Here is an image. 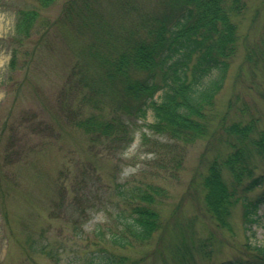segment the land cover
Wrapping results in <instances>:
<instances>
[{
	"label": "rangeland",
	"instance_id": "1",
	"mask_svg": "<svg viewBox=\"0 0 264 264\" xmlns=\"http://www.w3.org/2000/svg\"><path fill=\"white\" fill-rule=\"evenodd\" d=\"M158 1L136 0L134 5L138 11L171 10L165 4L158 7ZM17 5L25 4L23 0H2L0 6V80L8 76L11 56L1 39L13 32ZM60 8L57 4L42 14L52 19ZM117 11L115 0H103L101 12L106 13L111 37L121 33L118 24L129 28L134 18L133 11L122 10L119 21ZM233 19L238 25L237 49L213 99L209 134L189 145L153 133L148 126L153 122L151 110L145 119L127 127L132 142L114 151H105L110 141L101 138L90 143L72 122L63 120L61 103L77 105V94L73 96L62 87L79 55L75 45L80 38L62 40L50 30L33 56L25 57V62L19 60L18 67H22L13 73L12 80L4 86L0 82V178L4 185L0 264H86L102 243L94 228L112 231L117 225L115 215L123 208L111 192L114 182L132 183V178H142L140 182L158 190L155 200L161 225L147 242L135 241L126 248L106 244L116 254L136 264H222L248 257L251 246H264V200L250 224L244 223L240 205L235 207L228 231L218 227L206 212L199 187L209 160L219 150H227L218 142L221 119L227 124L253 117L258 129L264 128V67L254 62L264 50V0H246L244 12ZM27 47L31 51L33 44ZM247 50L252 53L250 58ZM175 160L180 163L178 167H174ZM261 195L264 185L249 197ZM98 196L106 207L87 208V203ZM86 198L90 199L84 202ZM4 210L8 223L2 218ZM26 234L57 255L48 258L28 250Z\"/></svg>",
	"mask_w": 264,
	"mask_h": 264
},
{
	"label": "trees",
	"instance_id": "2",
	"mask_svg": "<svg viewBox=\"0 0 264 264\" xmlns=\"http://www.w3.org/2000/svg\"><path fill=\"white\" fill-rule=\"evenodd\" d=\"M115 1L119 21L122 10L133 11L134 18L129 28L118 24L121 33L111 37L106 13L101 12L103 0H29V3L23 0L25 5H17L15 9L13 32L7 39H1L11 56L6 69L8 76L0 82L4 86L7 80L11 81L13 73L22 67H18L19 60L25 62V57L33 56L46 34L53 30L62 40L75 36L84 42L75 45L79 55L62 87L66 92L72 91L73 96L77 94V105L63 102L59 109L62 119L72 122L90 143L110 141L105 151L129 145L132 136L127 127L145 119L148 110L153 117L148 126L157 135L184 145L206 138L213 99L237 49L238 25L233 18L244 12L246 0L158 1V7L165 4L170 11L155 8L138 11L136 0ZM1 3L2 0L0 6ZM57 4L61 8L54 18L42 14ZM29 43L33 44L31 51ZM251 55L247 50V57ZM257 61L264 67V50L257 54L254 62ZM213 74L215 77L209 80ZM218 129V142L227 150H219L209 160L199 187L206 212L218 227L230 231L235 207L240 205L244 223L250 224L254 222L257 206L264 200V195L249 197L254 189L264 185V128L259 130L255 118L250 117L227 124L221 119ZM175 164L178 167L180 163L175 160ZM141 180L114 182L111 192L123 208L115 215L117 225L112 231L94 228L102 243L86 264H136L106 244L130 247L135 241L147 242L159 229L161 220L155 200L158 190ZM3 186L0 178V202ZM77 190L74 188L73 192ZM103 201L98 196L86 206L102 210L106 207ZM56 205L62 206L57 202ZM2 218L8 223L5 210ZM25 236L28 250L48 258L57 255L47 245L36 244L31 235ZM202 247L203 244L199 245L197 252L201 253ZM249 251L248 257L222 264H264V246H251Z\"/></svg>",
	"mask_w": 264,
	"mask_h": 264
}]
</instances>
